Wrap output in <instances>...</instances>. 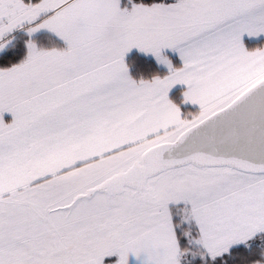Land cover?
I'll return each mask as SVG.
<instances>
[{
	"label": "snow or ice",
	"instance_id": "6c2138e0",
	"mask_svg": "<svg viewBox=\"0 0 264 264\" xmlns=\"http://www.w3.org/2000/svg\"><path fill=\"white\" fill-rule=\"evenodd\" d=\"M0 264H264V0H0Z\"/></svg>",
	"mask_w": 264,
	"mask_h": 264
}]
</instances>
